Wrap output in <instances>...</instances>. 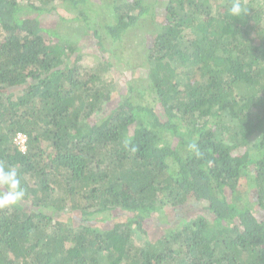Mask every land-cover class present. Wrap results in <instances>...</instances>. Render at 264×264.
<instances>
[{
  "label": "trees",
  "instance_id": "1",
  "mask_svg": "<svg viewBox=\"0 0 264 264\" xmlns=\"http://www.w3.org/2000/svg\"><path fill=\"white\" fill-rule=\"evenodd\" d=\"M241 3L0 0L26 192L0 264H264V0Z\"/></svg>",
  "mask_w": 264,
  "mask_h": 264
},
{
  "label": "clouds",
  "instance_id": "2",
  "mask_svg": "<svg viewBox=\"0 0 264 264\" xmlns=\"http://www.w3.org/2000/svg\"><path fill=\"white\" fill-rule=\"evenodd\" d=\"M247 9L241 0H231L229 14L239 17L245 14ZM26 196L21 186V178L18 170L3 161H0V209L10 208L21 202Z\"/></svg>",
  "mask_w": 264,
  "mask_h": 264
},
{
  "label": "built area",
  "instance_id": "3",
  "mask_svg": "<svg viewBox=\"0 0 264 264\" xmlns=\"http://www.w3.org/2000/svg\"><path fill=\"white\" fill-rule=\"evenodd\" d=\"M26 139H27L26 135L22 133H17L15 137L13 138L14 145L22 153H25L27 149Z\"/></svg>",
  "mask_w": 264,
  "mask_h": 264
},
{
  "label": "rangeland",
  "instance_id": "4",
  "mask_svg": "<svg viewBox=\"0 0 264 264\" xmlns=\"http://www.w3.org/2000/svg\"><path fill=\"white\" fill-rule=\"evenodd\" d=\"M61 13L64 14L63 12H61ZM48 17H50L52 20L56 18V17H55V14L49 15ZM132 39H133V38H132ZM87 51H89V50H87ZM83 61H85L84 58H83ZM93 64H95V63L93 62Z\"/></svg>",
  "mask_w": 264,
  "mask_h": 264
}]
</instances>
